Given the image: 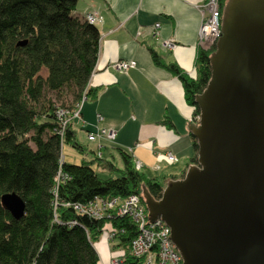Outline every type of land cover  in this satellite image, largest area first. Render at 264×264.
Here are the masks:
<instances>
[{
    "label": "trees",
    "instance_id": "obj_1",
    "mask_svg": "<svg viewBox=\"0 0 264 264\" xmlns=\"http://www.w3.org/2000/svg\"><path fill=\"white\" fill-rule=\"evenodd\" d=\"M76 3L0 0V197L15 193L24 203L17 219L0 204V264H99L93 243L103 233L111 234L108 240L120 251L121 264L146 261L129 251L138 234L129 217L96 219L75 209L96 198L130 195L145 208L142 186L154 199L162 192L127 152L117 149L121 167H116L76 138L70 116L83 96H95L87 83L99 46L95 24L73 14ZM211 52H197L192 79L151 50L154 64L181 81L192 121L199 116L194 97L210 77ZM191 138L190 163H196L197 144ZM64 146L82 155L79 164L64 160ZM94 164L109 176L99 177Z\"/></svg>",
    "mask_w": 264,
    "mask_h": 264
},
{
    "label": "water",
    "instance_id": "obj_2",
    "mask_svg": "<svg viewBox=\"0 0 264 264\" xmlns=\"http://www.w3.org/2000/svg\"><path fill=\"white\" fill-rule=\"evenodd\" d=\"M194 100L196 163L159 199L142 186L149 222L161 220L183 264H264V0H227ZM15 219L24 203L0 197Z\"/></svg>",
    "mask_w": 264,
    "mask_h": 264
},
{
    "label": "crops",
    "instance_id": "obj_3",
    "mask_svg": "<svg viewBox=\"0 0 264 264\" xmlns=\"http://www.w3.org/2000/svg\"><path fill=\"white\" fill-rule=\"evenodd\" d=\"M218 1L222 13L227 0L221 6ZM204 3L205 0H77L73 12L79 18L87 13L100 17L95 24L99 32L98 54L87 83L95 96L83 102L80 116L73 122L78 142L101 158L102 149L112 159H120L117 149L127 152L133 163H140L141 172L155 178L162 188L168 180L180 178L190 164L193 148L188 125L194 122L181 81L154 64L151 50L165 64L173 63L188 77L196 78L195 59L203 50L197 44V33L207 13ZM165 40H171L174 47L164 48ZM215 44L208 51H214ZM119 61H134L135 65L122 71L114 66ZM100 130L113 131L114 140L101 136L93 141L87 139L89 133ZM165 152H170L176 161H167ZM162 167L169 170L163 171ZM101 235L93 246L99 264H108L120 251L111 248L106 233Z\"/></svg>",
    "mask_w": 264,
    "mask_h": 264
},
{
    "label": "built area",
    "instance_id": "obj_4",
    "mask_svg": "<svg viewBox=\"0 0 264 264\" xmlns=\"http://www.w3.org/2000/svg\"><path fill=\"white\" fill-rule=\"evenodd\" d=\"M204 9L207 13L198 29L197 44L201 49L208 51L214 46L220 36L221 10L219 1L205 0ZM83 19L90 24H96L100 17L95 13H87L83 16ZM155 26H158V24H155ZM206 29L213 32V36L210 39H208L205 33ZM162 45L166 49L174 47V43L171 40L163 41ZM134 65V61H119L114 66L119 70L126 71L128 68L134 67ZM84 99L85 97L83 96L80 102L76 104L71 113V119L77 120L79 118ZM62 113L63 111H59V114ZM100 136L113 141L115 133L113 131L100 130L96 133H89L87 139L93 141L96 137ZM164 155L167 161H176L170 152H165ZM134 167L139 170L141 165L139 162H135ZM117 199L102 200L96 198L93 202L86 205H75V209L79 214H88L96 219L112 215L129 217L138 230L137 236L130 242L129 251L134 257H145L146 261L144 264H153L154 262L155 264H183L179 252L170 239L169 227L161 220L149 222L146 208L140 203L137 195H130L126 199H119V202L123 203L114 207L112 203L117 201ZM110 237L111 234H109ZM109 264H121V261L118 258H112Z\"/></svg>",
    "mask_w": 264,
    "mask_h": 264
},
{
    "label": "rangeland",
    "instance_id": "obj_5",
    "mask_svg": "<svg viewBox=\"0 0 264 264\" xmlns=\"http://www.w3.org/2000/svg\"><path fill=\"white\" fill-rule=\"evenodd\" d=\"M84 100H86V99H84ZM198 119H199V116L196 117V119H194L193 122H194L195 124H197ZM71 120H72L73 122H75L76 119H71ZM104 150H105V149H102V151H101V154L103 155L102 158L110 160V161L112 162V164L115 165L116 167H121L120 159L117 158L116 154L114 153V155L116 156V158L112 159V158L109 157L107 154H105ZM61 152H62L61 154H62V156L64 157V160H65L66 162L73 163V164H79V163H80V160L82 159V155L76 153L73 149H71V148L68 147V146H64V147L62 148V151H61ZM91 156H92V155H88L86 158H87V159H90ZM164 157H165V155H164ZM165 159H166V157H165ZM160 166H163V164L160 163ZM92 167H93V169L97 172V174H98L99 177H101V178H106V177L109 176V175L107 174L106 171H103L102 169H100L99 167H97L95 164L92 165ZM162 169H163V171H165V170H169L168 167H162ZM183 170H184V169H183ZM139 171H141V169H139ZM185 171H186V168H185ZM185 171H184V172L182 171V172L185 173ZM183 173H181L182 175H180V178H183V176H184ZM114 175H115V174H114ZM114 175H112V176H114ZM158 176H159V175H158ZM159 178H161V177H159ZM120 203H123V202H119V199H117V201H114L112 204L114 205V207H116V206H118V204H120ZM101 236H102V235H100V236L98 237V239H99ZM107 238L110 239L108 235H107ZM110 261H111V260H110ZM110 261H109V263H110ZM109 263H108V264H109ZM153 264H155V262H154Z\"/></svg>",
    "mask_w": 264,
    "mask_h": 264
},
{
    "label": "bare ground",
    "instance_id": "obj_6",
    "mask_svg": "<svg viewBox=\"0 0 264 264\" xmlns=\"http://www.w3.org/2000/svg\"><path fill=\"white\" fill-rule=\"evenodd\" d=\"M205 33H206L208 39H210V38L213 36V32H212V30L206 29V30H205Z\"/></svg>",
    "mask_w": 264,
    "mask_h": 264
},
{
    "label": "flooded vegetation",
    "instance_id": "obj_7",
    "mask_svg": "<svg viewBox=\"0 0 264 264\" xmlns=\"http://www.w3.org/2000/svg\"><path fill=\"white\" fill-rule=\"evenodd\" d=\"M190 164H192V163H190Z\"/></svg>",
    "mask_w": 264,
    "mask_h": 264
}]
</instances>
